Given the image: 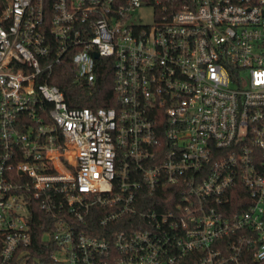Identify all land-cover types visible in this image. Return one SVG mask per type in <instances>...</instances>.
Masks as SVG:
<instances>
[{"label": "built area", "instance_id": "1", "mask_svg": "<svg viewBox=\"0 0 264 264\" xmlns=\"http://www.w3.org/2000/svg\"><path fill=\"white\" fill-rule=\"evenodd\" d=\"M0 264H264V0H0Z\"/></svg>", "mask_w": 264, "mask_h": 264}, {"label": "trees", "instance_id": "2", "mask_svg": "<svg viewBox=\"0 0 264 264\" xmlns=\"http://www.w3.org/2000/svg\"><path fill=\"white\" fill-rule=\"evenodd\" d=\"M101 65L97 71V81L92 87L84 84L78 85L71 75V70H68L67 67H57L55 75L49 80V83L57 85L65 92L67 103L71 107L115 106L117 95L112 87L111 70L105 64ZM45 215V213L38 211L31 218L32 243L30 248L34 255H38L40 258H43L41 250L44 247L43 242H41L44 227L41 226V223Z\"/></svg>", "mask_w": 264, "mask_h": 264}, {"label": "water", "instance_id": "3", "mask_svg": "<svg viewBox=\"0 0 264 264\" xmlns=\"http://www.w3.org/2000/svg\"><path fill=\"white\" fill-rule=\"evenodd\" d=\"M96 56H97V54H96Z\"/></svg>", "mask_w": 264, "mask_h": 264}]
</instances>
